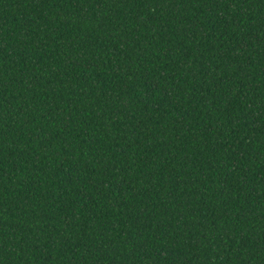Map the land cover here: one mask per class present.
<instances>
[{
  "label": "trees",
  "instance_id": "1",
  "mask_svg": "<svg viewBox=\"0 0 264 264\" xmlns=\"http://www.w3.org/2000/svg\"><path fill=\"white\" fill-rule=\"evenodd\" d=\"M0 264H264V0H0Z\"/></svg>",
  "mask_w": 264,
  "mask_h": 264
}]
</instances>
